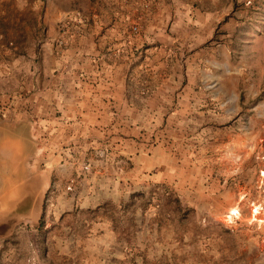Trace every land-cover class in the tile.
Returning <instances> with one entry per match:
<instances>
[{"label": "rangeland", "instance_id": "374dc122", "mask_svg": "<svg viewBox=\"0 0 264 264\" xmlns=\"http://www.w3.org/2000/svg\"><path fill=\"white\" fill-rule=\"evenodd\" d=\"M0 118V264H264V0H0Z\"/></svg>", "mask_w": 264, "mask_h": 264}, {"label": "water", "instance_id": "95a60500", "mask_svg": "<svg viewBox=\"0 0 264 264\" xmlns=\"http://www.w3.org/2000/svg\"><path fill=\"white\" fill-rule=\"evenodd\" d=\"M26 192L29 194L27 198L24 197L23 200L16 202V204L12 201L6 206L7 208L0 209V236L11 232L12 226L20 219L34 220L38 216L37 209L34 210L35 200L33 201V198H37L40 195L38 189L36 187L33 193L30 190H26Z\"/></svg>", "mask_w": 264, "mask_h": 264}, {"label": "bare ground", "instance_id": "6f19581e", "mask_svg": "<svg viewBox=\"0 0 264 264\" xmlns=\"http://www.w3.org/2000/svg\"><path fill=\"white\" fill-rule=\"evenodd\" d=\"M261 176H262V182L264 184V170L262 171V175ZM36 187H37L36 183L33 182V183H31L29 185L28 188H26V190H30V192L33 193L36 190ZM37 198H35V199H37ZM262 210H263V208H262V205L261 204L254 203L252 205V208H251V217H250V220L251 221H259V222L264 221V218H260V214L262 213ZM239 217H240V211L238 210V207L237 206L231 207L229 209L228 213L226 214V219L229 222L234 221L235 219H238Z\"/></svg>", "mask_w": 264, "mask_h": 264}, {"label": "crops", "instance_id": "0c3cea01", "mask_svg": "<svg viewBox=\"0 0 264 264\" xmlns=\"http://www.w3.org/2000/svg\"><path fill=\"white\" fill-rule=\"evenodd\" d=\"M112 90V89H111ZM0 121L1 122H6V119H2V118H0ZM7 127H1L0 126V135H1V137H3L2 138V140H14V141H23V138H20V136H18V134H15V131H16V129H14L15 131L13 132V131H11L9 128H7ZM6 129V131H4V130Z\"/></svg>", "mask_w": 264, "mask_h": 264}]
</instances>
